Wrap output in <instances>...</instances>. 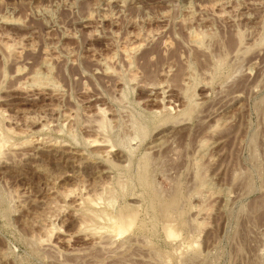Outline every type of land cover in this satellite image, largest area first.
Segmentation results:
<instances>
[{
    "label": "rangeland",
    "instance_id": "374dc122",
    "mask_svg": "<svg viewBox=\"0 0 264 264\" xmlns=\"http://www.w3.org/2000/svg\"><path fill=\"white\" fill-rule=\"evenodd\" d=\"M0 138V264H264V0H0Z\"/></svg>",
    "mask_w": 264,
    "mask_h": 264
},
{
    "label": "bare ground",
    "instance_id": "6f19581e",
    "mask_svg": "<svg viewBox=\"0 0 264 264\" xmlns=\"http://www.w3.org/2000/svg\"><path fill=\"white\" fill-rule=\"evenodd\" d=\"M200 37V36H199ZM105 116V115H104ZM104 116L102 117V121H100L101 123H100V125L101 126H99L100 127V129H102L101 127H103L104 125H105V119H104ZM105 127V126H104ZM99 130V129H98ZM104 131V130H103ZM2 137H4L3 135H2ZM4 139H5V137H4ZM4 139L3 138H0V146L1 147H3L2 146V143L4 142ZM97 142V141H96ZM109 142V141H108ZM4 143H7V142H4ZM3 143V144H4ZM98 144H100V143H98ZM102 144V143H101ZM92 145H94V144H92ZM0 147V148H1ZM3 151H4V149L3 148H1ZM1 151V150H0ZM108 152V151H107ZM2 153V152H1ZM74 160V159H73ZM146 160H147V158H146ZM148 161V160H147ZM152 162V161H151ZM146 166V165H145ZM147 169V168H146ZM118 184V183H117ZM120 185H121V183H120ZM111 188V187H110ZM75 189V188H74ZM122 189V188H121ZM81 191V190H80ZM115 192V191H114ZM70 193V192H69ZM66 195V194H65ZM80 195H82V194H80ZM66 196H68V194L66 195ZM78 196V195H77ZM113 196V195H112ZM114 197V196H113ZM90 198V197H89ZM109 198V197H108ZM93 199V198H92ZM91 198L90 199H88V198H83V196H82V198H80V201H78L79 203H78V205H79V207H82L83 206V208L82 209H84V205L88 208V210H87V208L85 209V210H87L86 212L87 213H89L88 215H90V216H86L87 218H89V217H93V219H96V220H101V219H106V220H104V221H107L109 224L110 223H113V224H115L116 222H117V219L115 218V219H113L112 217H110L109 215H108V213L105 211V210H102V209H98V204L100 203L99 202V200H101L102 198H98L99 200H95L94 201V199L92 200ZM102 201V200H101ZM109 201V200H108ZM111 202V201H110ZM109 203V202H108ZM172 203V202H171ZM77 204V203H76ZM111 204H112V202H111ZM77 205V206H78ZM74 206V205H73ZM109 206H113V205H109ZM169 206V205H168ZM176 207V206H175ZM84 218V217H83ZM99 220V221H100ZM102 221V220H101ZM89 223H91V222H89ZM93 223V222H92ZM88 224V223H87ZM84 225V224H83ZM95 225V224H94ZM112 225V224H111ZM91 227H93V226H91ZM91 227L90 228H88V230H90L91 229ZM95 227V226H94ZM103 228V227H102ZM84 230V229H83ZM92 230H95L96 231V229H94V228H92ZM97 230H99V229H97ZM103 237H105V236H103ZM40 241H42V240H40ZM112 242H114V241H112ZM113 244V243H112ZM105 246V245H104Z\"/></svg>",
    "mask_w": 264,
    "mask_h": 264
}]
</instances>
